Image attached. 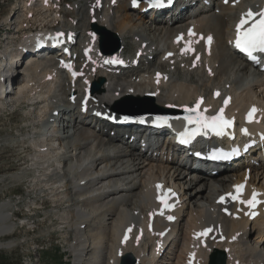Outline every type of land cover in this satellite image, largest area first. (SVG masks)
Masks as SVG:
<instances>
[{
	"label": "bare ground",
	"instance_id": "6f19581e",
	"mask_svg": "<svg viewBox=\"0 0 264 264\" xmlns=\"http://www.w3.org/2000/svg\"><path fill=\"white\" fill-rule=\"evenodd\" d=\"M28 1L33 0H22L19 6L26 11L25 19L18 18L10 30L22 36L21 47L15 57L11 55L20 57V62L19 74L14 76L18 90L10 98L27 103V121L33 116L34 124L22 129L28 133L22 134L20 142L21 159L28 164L22 170L20 163L11 165L8 178L29 180L43 198L41 202L31 198L26 205L29 208L57 209L50 218L69 235L66 239L73 264H121L127 256H131V264H190L192 255L197 259L195 264H210V256L218 251L225 254L226 264H264V216L248 229L243 216L235 219L223 214L225 200H216L242 182L246 183L247 197L254 188L264 191V143L259 142L243 160L227 166L229 170L214 174L212 163L198 160L190 152L204 150L214 141L231 144L226 138L200 137L189 148L175 141V133L188 125L182 110L200 102L203 112L215 111L223 100L213 97L218 89L233 96L226 109L240 118L235 131L242 126L249 130L248 136L238 134L233 144L258 139V134L264 133V122H242L252 104L260 105L264 119V71L253 67L231 45L236 21L247 11L258 10L264 0H230L227 4L223 0H175L172 8L152 10L149 19L142 11L148 0L141 1L138 9H133L131 0H76L75 23L59 29L47 23L61 17L62 0H50L48 6L35 0L30 7ZM37 10L45 11L51 20ZM26 21L29 26L23 27ZM103 29L116 31L121 45L105 57L96 50L97 31ZM52 30L65 32V37L74 35L75 65L84 75L74 78L57 67L56 56L61 51L46 55L42 50L31 58L26 56L25 51L34 52ZM178 37H182L179 42ZM209 37L214 41L206 49ZM186 47H196V52L185 51ZM86 48L93 54L91 61L84 56ZM113 55L130 58V66L118 73V68L110 66L94 71L95 63ZM102 76L106 79L94 93L97 100H91L84 112L86 91ZM1 87L6 91L4 85ZM148 96L164 108L175 109L176 117L163 127L139 123L117 127L97 114L120 99ZM0 106L4 108L5 103ZM51 119L55 136L48 139L43 126ZM28 153H33L30 161ZM15 185L9 189L11 194L17 191ZM158 185L162 186L159 190ZM167 188L173 189L168 195L175 203L171 211L177 217L174 223L154 215L153 208L159 206L156 197ZM13 204L0 202V237L16 236L17 228L11 221L16 215ZM151 221L152 232L147 229ZM209 225L218 236L202 246L194 236ZM128 227H132V237L124 244ZM14 236L0 241V248H13ZM221 236H225L224 241H219Z\"/></svg>",
	"mask_w": 264,
	"mask_h": 264
},
{
	"label": "rangeland",
	"instance_id": "374dc122",
	"mask_svg": "<svg viewBox=\"0 0 264 264\" xmlns=\"http://www.w3.org/2000/svg\"><path fill=\"white\" fill-rule=\"evenodd\" d=\"M21 1L22 0H0V48L3 45L11 43L14 47V56L16 55V49L21 47L22 36L16 31L10 30L15 27L16 24L13 22L19 20L18 18L22 17L19 21L25 19L23 15L26 11L24 8L19 7L23 5ZM75 2L76 0H62V10L64 11L61 17L55 21L57 24L51 22L49 24L47 23V25L49 27H55V29H59V27L66 25L72 26V23H75L73 19L76 17V15L73 14ZM208 2L205 1V4H208ZM27 5L29 7L32 6V1H28ZM207 6H209V4ZM37 12H40L41 16L46 17L48 20L49 14L45 13V11L37 10ZM65 12H67L66 18L64 17ZM145 16L146 19L150 17L149 14ZM50 20L51 17L48 21ZM33 22L36 21L34 20ZM147 24L149 25L150 23L147 21ZM28 26L27 21L24 22L23 27ZM14 30H17V28ZM110 32L116 34V31ZM10 35H12L11 38ZM106 35L107 44H109L113 36L111 34ZM117 37L119 38L118 35ZM107 49H113V46L108 45ZM33 53V55L36 54V52ZM26 56L31 58L30 56H32V53L26 54ZM127 101L132 103L153 101L155 105H158L155 99L152 100L149 97H132ZM23 103L24 104L17 107L16 111H12V103L6 104L4 108L0 107V155L5 156L0 158V202L6 200L13 201V212L16 215L11 218V221L17 228L15 233L17 237L14 235H4L0 237V241H8L14 236V240L16 241V245L13 248H0V264H73V257H71V252L68 251V240L66 239L69 235L67 232H64V227L61 224H53L50 218V215L54 216L57 209H54V206H50L46 209L34 205V207L32 206L29 208L26 205L31 198H36L38 201L40 200V202L43 198L41 199L39 197V193L34 190L29 180L13 181L8 178L11 171H13L10 168L11 165L16 163L24 164L23 166L21 165L20 170H22L28 164V162L25 163V160L22 161L23 159H21L22 156H20V154L22 153V145L20 142L22 140V134L24 133L22 129L28 125H33L34 117L31 116V120L27 121L30 107L24 101ZM31 132L33 133L34 130L32 129ZM27 133L28 132H25L24 134ZM144 145L146 146L145 143L143 147ZM9 148L14 150L11 151L13 152V156L12 153L8 151ZM32 154H26V159L28 161L32 158ZM241 160H243V158L236 159L233 162L212 163L214 165V174L219 173V170H223L224 168L223 171L229 170L226 169L227 166ZM232 170L234 169H230V171ZM13 185L17 187V191L11 194L9 189ZM27 217H29V219ZM123 260L124 258L122 261Z\"/></svg>",
	"mask_w": 264,
	"mask_h": 264
},
{
	"label": "snow or ice",
	"instance_id": "6c2138e0",
	"mask_svg": "<svg viewBox=\"0 0 264 264\" xmlns=\"http://www.w3.org/2000/svg\"><path fill=\"white\" fill-rule=\"evenodd\" d=\"M133 5L136 6L138 4V0H132ZM227 2V0H225ZM150 3H154L157 5H162L163 0H150ZM256 17H259L256 19ZM250 26L245 28V25H248L249 22ZM236 40H235V47L240 49L242 52L247 53L249 56L252 55L253 52L260 51L264 52V12L260 13H253L251 10H249L246 14L242 15L239 23L237 24L236 28ZM192 33H190L191 35ZM182 39V37H178L179 40ZM209 42L211 41V37L208 38ZM185 51H192L190 47H186ZM70 67V66H68ZM75 76L76 73H73ZM228 101H225V104H227ZM199 108V102L196 105V108L194 109H186V111H192L195 113V116H189L185 117V119L188 121L189 124H196L199 128H209L214 132H217V134H222L223 130L227 127H230L232 122L224 119L222 113L223 109L220 110V113L216 116L207 117L202 115L200 112L197 111ZM256 111L255 108L251 110L249 113V120L252 118V114ZM127 119V118H126ZM157 120H165L163 117H157ZM183 142V141H182ZM162 186H157L158 190ZM243 186H237V193H239L240 189ZM231 196L232 199H238V196L228 194ZM158 199L160 200L161 204L165 205L166 207H170L166 203V196L161 195L158 196ZM225 200V197H221V202ZM241 203H244V201H240ZM255 194H253V199L247 201L246 203L251 207L255 204ZM168 219H173L172 217H168ZM131 231V229H129ZM211 229H205L203 233H199L198 235H207L208 232H210ZM127 237H125V240Z\"/></svg>",
	"mask_w": 264,
	"mask_h": 264
},
{
	"label": "water",
	"instance_id": "95a60500",
	"mask_svg": "<svg viewBox=\"0 0 264 264\" xmlns=\"http://www.w3.org/2000/svg\"><path fill=\"white\" fill-rule=\"evenodd\" d=\"M150 1V0H148ZM105 33L106 30H102L101 34L103 35V43L105 40ZM115 37L116 40V45H115V49L114 50H118L120 48L118 39L115 35H113ZM104 50L106 52H108V50L106 49L105 46ZM98 87V84H95V89ZM131 98H126L124 99L129 100ZM114 112L118 113L120 116L123 117H134L136 119H148V117L152 116V117H163V118H167L169 115L168 113L165 112V110H158V109H154L152 107H150L149 105H144V103L140 104V105H135V106H130V105H126V106H122V105H117L116 107H114ZM189 116H193L192 114H187V117ZM211 264H226V257L225 254L222 251H218L216 254H214L212 256V263Z\"/></svg>",
	"mask_w": 264,
	"mask_h": 264
}]
</instances>
